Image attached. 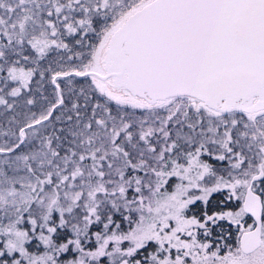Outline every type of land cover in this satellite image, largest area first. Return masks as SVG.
Here are the masks:
<instances>
[{
  "label": "snow or ice",
  "instance_id": "1",
  "mask_svg": "<svg viewBox=\"0 0 264 264\" xmlns=\"http://www.w3.org/2000/svg\"><path fill=\"white\" fill-rule=\"evenodd\" d=\"M0 264H264V0H0Z\"/></svg>",
  "mask_w": 264,
  "mask_h": 264
},
{
  "label": "trees",
  "instance_id": "2",
  "mask_svg": "<svg viewBox=\"0 0 264 264\" xmlns=\"http://www.w3.org/2000/svg\"><path fill=\"white\" fill-rule=\"evenodd\" d=\"M209 201L210 203L208 207L210 208L211 211L218 210L217 205H219L220 208L235 206L234 205L235 202L234 203L231 202L226 196L225 191L223 190L220 192L213 193L212 196L209 198ZM221 202H223V204ZM189 207H190V212L188 214L192 215V214H199L200 211L204 209L205 205L204 202L197 201L194 205H190ZM219 223L223 226L225 232H231V237L228 242L234 245L235 237L237 235L236 230L231 226L229 222H227V220L220 221ZM220 234H221L220 229L219 228L215 229V232L213 233V238H215Z\"/></svg>",
  "mask_w": 264,
  "mask_h": 264
},
{
  "label": "rangeland",
  "instance_id": "3",
  "mask_svg": "<svg viewBox=\"0 0 264 264\" xmlns=\"http://www.w3.org/2000/svg\"><path fill=\"white\" fill-rule=\"evenodd\" d=\"M223 191H225V193H226V196L228 197V190L227 189H223ZM195 194H197V195H199V193L197 192V193H195ZM231 202H235L234 203V205H236V203H237V201L235 200V198H233L232 200H230ZM203 202V201H202ZM245 220H246V222L247 223H251L252 221H251V219L249 218L248 219V217H245ZM227 222H229L230 224H231V222L230 221H227ZM231 226L236 230V232H237V234H238V230H237V226L236 225H234V224H231ZM200 239H204V237H203V235H202V233H201V235H200V237H199ZM227 251V249H224V250H222V253L221 254H224V252H226Z\"/></svg>",
  "mask_w": 264,
  "mask_h": 264
}]
</instances>
